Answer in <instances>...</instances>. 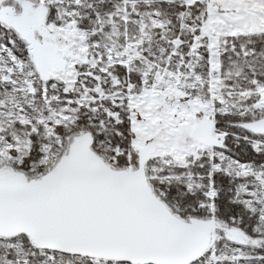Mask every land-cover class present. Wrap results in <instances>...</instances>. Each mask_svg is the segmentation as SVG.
Returning <instances> with one entry per match:
<instances>
[{
	"label": "snow or ice",
	"instance_id": "1",
	"mask_svg": "<svg viewBox=\"0 0 264 264\" xmlns=\"http://www.w3.org/2000/svg\"><path fill=\"white\" fill-rule=\"evenodd\" d=\"M0 264H264V0H0Z\"/></svg>",
	"mask_w": 264,
	"mask_h": 264
}]
</instances>
